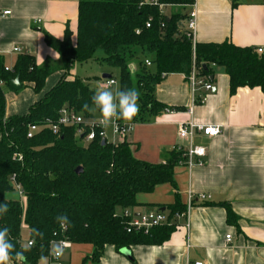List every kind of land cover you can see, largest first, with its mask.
Returning a JSON list of instances; mask_svg holds the SVG:
<instances>
[{"label":"trees","instance_id":"1","mask_svg":"<svg viewBox=\"0 0 264 264\" xmlns=\"http://www.w3.org/2000/svg\"><path fill=\"white\" fill-rule=\"evenodd\" d=\"M159 1L168 13L141 0H80L76 46L69 29L61 41L45 36L46 44L63 60L65 76L24 116H6L5 88H11V81L19 78L39 94L52 70L37 67L33 57L22 55L14 68L6 71L0 57V203L9 208L0 216V227L9 228V239L17 250L23 246L22 226L26 225L29 240L34 238L33 228L44 234L43 239L35 238V246L26 252L28 264H38L41 255H48L53 240L92 246L89 259L93 263L102 259L106 246L120 252L132 246L162 245L176 230L174 218L186 211L179 203L167 207L168 223L148 232L128 233L129 220L123 216L140 206L139 195L151 194L164 184L176 186L174 168L185 162L184 153L176 148L162 164H149L135 158L128 141L103 144L98 137L84 146L74 127L63 126L57 135L44 129L27 139L29 125L56 121L64 108L94 118L84 107L91 105L93 95L88 82L79 77L67 79L76 65L91 62L96 52H102L98 61L119 72L120 88L140 93L134 124L150 122L166 110L155 97L162 76L183 74L188 79L194 64L199 77L208 83L213 81V67L223 68L231 96L246 87L259 88L264 94V55L229 42L196 43L194 49L186 30V9L195 5V0ZM132 63L139 67L135 74L130 71ZM77 168L82 169L80 174ZM11 178L26 195L24 207ZM225 208L228 222L237 225L230 206ZM60 214L71 221L65 230L55 220Z\"/></svg>","mask_w":264,"mask_h":264},{"label":"crops","instance_id":"2","mask_svg":"<svg viewBox=\"0 0 264 264\" xmlns=\"http://www.w3.org/2000/svg\"><path fill=\"white\" fill-rule=\"evenodd\" d=\"M80 0H0V57L12 70L20 56H31L37 67L52 70L41 93L32 84L21 83L22 93H11L13 110L6 116H24L65 76L60 55L45 42V36L63 40L66 30L76 46ZM197 30L195 42L263 50L264 0H195ZM193 10L186 9L187 13ZM8 16H2L5 12ZM15 48L21 50L14 52ZM214 68L212 91L199 87L193 94L189 78L166 75L155 90L156 100L176 114L162 113L147 123L135 124L127 138L139 161L162 164L177 146L187 147L178 136V124L191 119L198 125L219 127L218 137L197 135L195 143L207 150L202 165L186 163L174 168L176 186L164 184L151 194L137 197L136 215L164 209L177 203L187 216L174 218L176 230L162 245L132 246L130 257L106 246L102 259L93 263V247L72 245L63 255L64 264H264V94L259 88H239L230 94L229 77ZM76 66L67 79L79 77ZM80 78V77H79ZM201 78V77H200ZM82 79V78H81ZM103 80V79H102ZM99 81V86L101 81ZM195 96V97H194ZM205 96L204 103L193 102ZM15 105V106H14ZM193 108V115L188 111ZM194 197L187 210L188 197ZM199 195L211 196L208 202ZM225 205L230 206L237 225L228 222ZM121 213V211H119ZM169 221V220H168ZM27 231L26 225L22 226ZM231 236L230 242L226 240Z\"/></svg>","mask_w":264,"mask_h":264},{"label":"built area","instance_id":"3","mask_svg":"<svg viewBox=\"0 0 264 264\" xmlns=\"http://www.w3.org/2000/svg\"><path fill=\"white\" fill-rule=\"evenodd\" d=\"M145 4L150 5H159V8L161 10H165V6L160 4L159 0H141ZM196 5V4H195ZM195 5H192L191 7L193 10L189 13V20L186 24V30L188 37L192 40L194 49H195V39H196V30H197V13L195 10ZM11 13L6 11L3 13L2 16H8ZM147 28H150V24H147ZM140 33V32H138ZM14 52L20 53L21 50L19 48H15ZM258 53H263L262 49L258 50ZM149 61V60H146ZM146 63V62H145ZM150 62V66H151ZM148 67L149 65L146 64ZM6 71H11L9 68L5 69ZM163 78L165 75L162 76ZM190 84L192 86L193 94L195 95L197 89L199 87L203 88L206 92L212 91V85L208 82L204 81L202 78L199 77V69L198 67L193 65L190 77ZM109 81H115L113 78L110 77V79L102 80L100 86L104 87L109 84ZM116 82V81H115ZM196 96V95H195ZM194 96V97H195ZM206 100L205 96H199L197 99L194 98L193 102L194 104L204 103ZM193 108H191L188 113L192 116L193 115ZM165 114H176L178 113L175 109H167L164 111ZM64 127H74L76 130V135L80 138L81 142L85 145L93 142L96 138L100 137V139L103 142H108L111 144H121L125 141H127V138L131 135V133L134 130L135 124L128 122L120 123L118 120L116 121L114 126H109L107 128L102 127L99 122L98 118H84L83 116L75 113L72 110L69 109H62L60 111V116L58 120H46L43 121L40 124H32L28 126L27 130V139H33L41 130L48 129L50 130L54 135H57L60 133L61 128ZM221 131L219 127L215 126H204V125H198L194 122L193 119H191L188 122L179 123L178 124V136L180 140H183L187 143V147L177 146L176 149L178 151H181L184 153L185 157V163L186 165L191 168L194 164V160L196 159L198 162V165H202V160L207 157V150L205 147L197 145L195 143V139L197 135H203L207 138H215L220 135ZM12 183L15 186L16 192L22 202V205L24 207L25 205V196L24 192L22 190V187L16 183L15 178H11ZM211 199V196L207 195H199L197 200H200L202 202H208ZM194 197L192 195H189L188 197V205L187 210H190L193 207L194 203ZM188 213H183L180 215H177L178 218H184L187 216ZM123 216L129 220V224L127 227V232L132 233L133 231H141L144 230L145 232H148L154 227H158L161 225H165L168 223L169 215L166 216V214L158 211V212H149L145 214L136 215L130 210L125 211ZM66 242V247L64 249V253L71 249L72 242H70L67 239H61ZM226 240L230 242L231 236H227ZM62 257L59 261L53 260L51 257H49V264H64ZM191 264V263H188ZM194 264H203L202 262H196Z\"/></svg>","mask_w":264,"mask_h":264},{"label":"clouds","instance_id":"4","mask_svg":"<svg viewBox=\"0 0 264 264\" xmlns=\"http://www.w3.org/2000/svg\"><path fill=\"white\" fill-rule=\"evenodd\" d=\"M150 66V61H146ZM140 93L136 89H121L115 81H109L107 86H97L93 90L91 105H85L89 112L98 113L99 124L107 128L114 126L117 120H123L131 124L140 110ZM9 211L7 203H0V216ZM61 230L71 226V221L65 214L55 217ZM34 238L23 245L20 250L9 239V228L0 227V264H28L26 252L30 251L36 244L35 238L43 239V233L33 228ZM66 242L63 240H53L49 242L48 255H41L38 264H49V257L59 261L64 255Z\"/></svg>","mask_w":264,"mask_h":264},{"label":"rangeland","instance_id":"5","mask_svg":"<svg viewBox=\"0 0 264 264\" xmlns=\"http://www.w3.org/2000/svg\"><path fill=\"white\" fill-rule=\"evenodd\" d=\"M99 1V0H98ZM169 9L166 10L165 9V12L168 13ZM103 56L102 52L101 51H98L96 52V55H95V59L94 60H91V62H88L86 64H78L76 65V74L82 78V80L88 82V85L90 86V88L92 89V91L97 87L99 86V81L100 79L102 80V76L105 75V74H108V75H111L117 83H118V80H119V72L115 69H112L110 67H108L107 65H104V64H101L98 60L101 59V57ZM139 70V67L136 65V63H132L130 64V71L132 72V74H135L137 71ZM151 70L153 71L154 69L151 68ZM22 91V90H21ZM21 91L19 92H15L13 91L11 88L9 87H6L5 88V96L7 98V113H11V112H17V111H21V107L17 108V111L16 110H13V108L11 107V105L15 103L14 100H11V101H8L10 98V94L11 93H16V94H19V93H22ZM15 106V105H14ZM91 115H93L95 118H98L99 114L96 113V114H93L90 112ZM84 146H86L85 144H83ZM159 208H156V209H152V211L150 210V212H158ZM29 241V234L28 232L24 229L23 230V233H22V237H21V243L22 245H25L27 244V242ZM64 262V261H63Z\"/></svg>","mask_w":264,"mask_h":264},{"label":"water","instance_id":"6","mask_svg":"<svg viewBox=\"0 0 264 264\" xmlns=\"http://www.w3.org/2000/svg\"><path fill=\"white\" fill-rule=\"evenodd\" d=\"M206 66L207 65H203V69H206ZM110 77H111V75L105 74L102 76V79L106 80V79H110ZM211 80H213V78H211ZM11 89L15 92H19L23 89V86H22L19 78H16V79L11 81ZM103 144H105V142H103ZM81 172H82L81 168L76 169L77 174H80ZM161 212H164V209H162ZM120 253L125 255L128 258L130 257V252L127 249L121 250Z\"/></svg>","mask_w":264,"mask_h":264}]
</instances>
